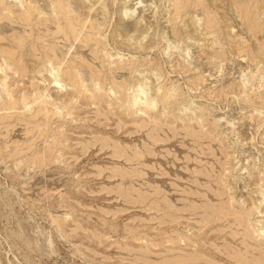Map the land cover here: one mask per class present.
<instances>
[{"label": "rangeland", "instance_id": "1", "mask_svg": "<svg viewBox=\"0 0 264 264\" xmlns=\"http://www.w3.org/2000/svg\"><path fill=\"white\" fill-rule=\"evenodd\" d=\"M3 2L0 264H264V0Z\"/></svg>", "mask_w": 264, "mask_h": 264}, {"label": "bare ground", "instance_id": "2", "mask_svg": "<svg viewBox=\"0 0 264 264\" xmlns=\"http://www.w3.org/2000/svg\"><path fill=\"white\" fill-rule=\"evenodd\" d=\"M3 1H4V0H2L1 2H3ZM6 1L8 2V0H6ZM1 2H0V3H1ZM3 3H4V2H3ZM55 5H56V4H55ZM59 5H61V3H59ZM59 5H58V6H59ZM23 6H24V5H23ZM29 7H31V6H29ZM61 7H63V6L61 5ZM21 8H22V7H21ZM26 9H28V8H26ZM26 9H24V10H26ZM62 9H63V8H62ZM65 9H66V8H65ZM22 10H23V9H22ZM24 10H23V11H24ZM28 10H29V9H28ZM28 10H26V11H28ZM33 10L36 11L35 8H33ZM34 11H33V12H34ZM29 12H31V10H30ZM24 13H25V12H24ZM26 13H27V12H26ZM28 14H30V13H28ZM28 14H27V15H28ZM32 14H34V13H32ZM32 14H31V15H32ZM65 14H66V13H65ZM19 15H20V14H19ZM21 16H22V15H21ZM26 17H27V16H26ZM23 18H25V16H24ZM23 18H22V19H23ZM22 19H21V20H22ZM29 19H30V18H29ZM23 22H24V19H23ZM69 25H71V24H69ZM69 27H71V26H69ZM60 29H61V28H60ZM75 29H76V28H75ZM96 30H97V29H96ZM57 31H59V30H57ZM57 31H55V32L57 33ZM63 31H64V30H63ZM70 31H72V30H70ZM61 32H62V31H61ZM53 33H54V32H53ZM73 33H75V32L73 31ZM51 34H52V33H51ZM59 34H61V33H59ZM49 35H50V34H49ZM56 35H57V34H56ZM72 35H73V34H72ZM53 36H55V34H53ZM83 39H84V38H83ZM75 40H76V38H75ZM85 45H86V43H85ZM14 46H15V44H14ZM23 47H24V46H23ZM23 47H22V48H23ZM17 48H18V47H17ZM51 52H52V51H51ZM55 54H56V53H55ZM6 55H7V54H6ZM60 55H61V54H60ZM53 56H54V55H53ZM55 57L57 58V56H55ZM48 60H50V59H48ZM45 61H46V60H45ZM10 62H11V61H10ZM78 70H80V69H78ZM65 73H66V72H65ZM13 74H14V73H13ZM76 74H77V72H76ZM78 74H79V73H78ZM64 75H65V74H64ZM79 75H80V74H79ZM81 75H82V73H81ZM77 77H78V75H77ZM56 78H57V77H56ZM79 78H80V77H79ZM69 79H70V77H69ZM74 80H75V79L73 78V81H74ZM87 80H88V79H87ZM57 81L60 82L61 80H60V81L57 80ZM75 81H76V80H75ZM79 81H80V80H79ZM71 82H72V81H71ZM80 83L82 84V81H80ZM80 83H79V84H80ZM97 83H98V82H97ZM75 84H76V83H75ZM85 84H86V83H85ZM76 85H78V84H76ZM97 85H98V84H97ZM71 86H72V85H71ZM83 86H84V85H82V87H83ZM2 87H3V86H2ZM61 87H63V85H62ZM75 87H76V86H75ZM80 87H81V86H80ZM82 87H81V88H82ZM98 87H99V86H98ZM72 88H74V87H72ZM77 88H78V87H77ZM77 88H76V89H77ZM81 88H79V89H81ZM83 88H84V87H83ZM83 88H82V90H83ZM96 88H97V87H96ZM99 89H100V88H99ZM98 91H99V90H98ZM81 93H82V91H81ZM33 96H34V95H33ZM32 98H33V97H32ZM46 99H47V98H46ZM137 99H138V98H137ZM139 99H140V98H139ZM139 99H138V100H139ZM11 101H13V100L11 99ZM25 101H26V100H25ZM40 101H43V99L40 100ZM140 102H143V101L140 100ZM140 102H139L138 104H143V103H140ZM135 103H137L136 100H135ZM135 103H134V104H135ZM148 104H151V103H148ZM144 105H147V104L145 103ZM148 107L150 108V106H148ZM153 107H154V103H153ZM153 107H152V108H153ZM152 108H151V109H152ZM27 109H28V108H27ZM47 112H48V111H47ZM212 175H213V174H212ZM212 180H213V179H212ZM214 180H215V178H214ZM159 203H160V202H159ZM192 213H193V212H192ZM194 213H195V212H194ZM194 213H193V214H194ZM175 214H176V213H175ZM179 214H180V213H179ZM180 215H181V214H180ZM191 216H192V215H191ZM196 216H197V214H196ZM239 217H240V216H239ZM242 217H243V216H242ZM191 219H192V218H191ZM229 219H230V218H229ZM231 221H232V220H231ZM239 229H240V228H239ZM241 229H242V228H241ZM241 229H240V230H241ZM246 231H247V230H246ZM259 232H260V231H259ZM260 235H261V234H260ZM261 237H262V236H261ZM243 238H245V237H243ZM249 243H250V242H249ZM254 254H255V253H254ZM256 254H257V253H256ZM248 257H249V256H248ZM254 260H255V259H254Z\"/></svg>", "mask_w": 264, "mask_h": 264}]
</instances>
